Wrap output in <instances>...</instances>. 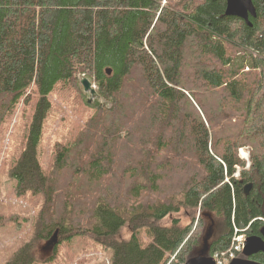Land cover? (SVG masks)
I'll list each match as a JSON object with an SVG mask.
<instances>
[{
	"label": "trees",
	"instance_id": "16d2710c",
	"mask_svg": "<svg viewBox=\"0 0 264 264\" xmlns=\"http://www.w3.org/2000/svg\"><path fill=\"white\" fill-rule=\"evenodd\" d=\"M252 3L248 26L225 16L226 0H0V160L21 107L7 174L35 209L30 242L6 264L54 263L76 238L111 249V264H185L227 252L235 229L260 235L264 0ZM81 77L109 106L89 103ZM56 92L84 119L55 134L45 166Z\"/></svg>",
	"mask_w": 264,
	"mask_h": 264
},
{
	"label": "rangeland",
	"instance_id": "374dc122",
	"mask_svg": "<svg viewBox=\"0 0 264 264\" xmlns=\"http://www.w3.org/2000/svg\"><path fill=\"white\" fill-rule=\"evenodd\" d=\"M82 79L83 77L80 78V81ZM91 84L92 90L96 91L95 84L92 82ZM85 94L91 102L98 101L104 106H109L108 102L99 99L97 95L92 97L89 92ZM60 97L62 98L60 92H56L52 96L54 114L44 123L42 161L45 166L49 164L51 145L58 137L55 134L61 131L59 134V137H61L66 134L67 131H74L73 125L76 126L81 124V120L84 119V116L77 118L76 115L80 114L79 111L74 116L66 109H62L61 106L63 105ZM20 106H22V103ZM59 108L66 110L71 119L70 123H66V129H62L65 125V123H62L64 114ZM20 112L21 107H19L12 118L10 130L5 137L3 150L1 152L2 158H5V160L8 158L9 160L7 165H5L6 162L2 164L0 160V264H6L25 244L30 242L31 225L35 216V209H33L28 202L17 197L15 190L16 182L7 174V168L12 161L14 162L13 156L18 151L17 148L25 133V122H21L15 129L13 128L16 122H20ZM30 113L31 112H28L26 115L28 120L30 119ZM8 147L9 150H7ZM247 151L249 152L248 149ZM123 234L125 240L129 239L127 230H124ZM58 251L59 254L56 258V262L49 264H59L66 257L68 258V264H111L112 259L111 249H105L92 240H80L79 238L73 239L69 243L68 250L60 245Z\"/></svg>",
	"mask_w": 264,
	"mask_h": 264
},
{
	"label": "water",
	"instance_id": "95a60500",
	"mask_svg": "<svg viewBox=\"0 0 264 264\" xmlns=\"http://www.w3.org/2000/svg\"><path fill=\"white\" fill-rule=\"evenodd\" d=\"M225 16L236 17L245 22L246 25L251 26L249 18L256 17V11L252 0H226ZM80 84L84 93L89 92L92 97L96 95L91 88V83L87 79H82ZM91 103V100H88ZM251 185L244 187V194L246 195L250 190ZM57 244V232L51 239L43 246V252H50ZM256 254L264 255V228L260 232V236L247 237L244 243L243 256L244 259H235L230 264H259L249 260L250 257ZM185 264H215L214 260L209 257L199 255L198 257L188 260Z\"/></svg>",
	"mask_w": 264,
	"mask_h": 264
},
{
	"label": "built area",
	"instance_id": "2783aa9c",
	"mask_svg": "<svg viewBox=\"0 0 264 264\" xmlns=\"http://www.w3.org/2000/svg\"><path fill=\"white\" fill-rule=\"evenodd\" d=\"M238 156L239 158L246 162V169L249 167V152L247 149H239L238 150ZM238 167H235L233 176L234 178H237L239 176ZM228 178L225 179V182L228 183ZM246 240V235L240 233L237 229L234 230V235L232 238L231 248L224 253L221 254H215L213 256V260L215 264H229L231 261L237 259L240 254H242L244 250V243Z\"/></svg>",
	"mask_w": 264,
	"mask_h": 264
},
{
	"label": "bare ground",
	"instance_id": "6f19581e",
	"mask_svg": "<svg viewBox=\"0 0 264 264\" xmlns=\"http://www.w3.org/2000/svg\"><path fill=\"white\" fill-rule=\"evenodd\" d=\"M165 4V2L163 3V5Z\"/></svg>",
	"mask_w": 264,
	"mask_h": 264
},
{
	"label": "flooded vegetation",
	"instance_id": "af4514ba",
	"mask_svg": "<svg viewBox=\"0 0 264 264\" xmlns=\"http://www.w3.org/2000/svg\"><path fill=\"white\" fill-rule=\"evenodd\" d=\"M260 236V235H259ZM251 258V257H250ZM250 260V259H249Z\"/></svg>",
	"mask_w": 264,
	"mask_h": 264
}]
</instances>
